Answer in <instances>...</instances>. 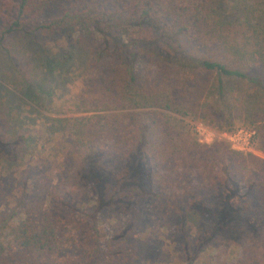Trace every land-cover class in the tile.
<instances>
[{
    "label": "trees",
    "instance_id": "trees-1",
    "mask_svg": "<svg viewBox=\"0 0 264 264\" xmlns=\"http://www.w3.org/2000/svg\"><path fill=\"white\" fill-rule=\"evenodd\" d=\"M58 39L68 50L40 44ZM0 46V264H151L155 229L182 264L215 243L239 250L215 264H264V158L200 144L163 112L228 132L244 117L264 154V0H0ZM79 63L65 104L93 115L43 118L47 136L78 128L58 164L36 161L30 116Z\"/></svg>",
    "mask_w": 264,
    "mask_h": 264
},
{
    "label": "rangeland",
    "instance_id": "rangeland-1",
    "mask_svg": "<svg viewBox=\"0 0 264 264\" xmlns=\"http://www.w3.org/2000/svg\"><path fill=\"white\" fill-rule=\"evenodd\" d=\"M70 4V2H68ZM57 8V5H55ZM27 38L24 36H16L12 39H9L6 42L7 47L13 49V54L20 56L24 52L23 48L28 43H26ZM42 46H48L50 49L61 48L63 50H68L67 45L63 40L58 39L54 41H45L42 40L40 43ZM55 51V50H54ZM83 63V62H82ZM81 63V64H82ZM85 64V63H83ZM11 62L7 56V52L4 46H0V85L6 86L3 78H6L7 74L10 72ZM72 68V70L60 78L62 84V93H58L54 100L56 102H51L48 100L46 104V110H40V113H33L30 116V119L34 118V123H27V128L30 134L36 139L37 147L36 151L33 152L31 157L35 160H40L44 162L43 159L49 160L51 164H58L61 160L62 151H65L69 147V142L72 140L74 133L71 129L77 130L78 126L74 127V123H64L62 122V127L64 133L58 136H47L42 124L43 118L47 121L52 122L56 121L55 124L58 125V120H63L65 118H84L93 115L92 113H77L76 106L74 104H65L66 101H75L76 96H79L82 88V81L84 76V70H81L80 63ZM7 72V73H5ZM11 73V72H10ZM9 76V75H8ZM165 117L169 120L170 124L181 130L188 131L190 128V122L195 121L191 116H183L181 114L174 113L173 111H163ZM29 117V116H28ZM202 122V121H201ZM247 123V120L244 117H238L234 120V126L239 130ZM206 124V123H205ZM65 126V128H64ZM209 126V125H208ZM210 127V126H209ZM241 127V128H239ZM212 128V127H211ZM214 129V128H213ZM69 130V131H68ZM217 130V129H215ZM220 131V130H218ZM223 132V131H222ZM199 142V141H198ZM223 142V141H216ZM213 142V143H216ZM200 143V142H199ZM211 143V144H213ZM226 143V142H225ZM201 144V143H200ZM257 156L264 158V154L256 150ZM254 154V153H253ZM30 156L28 158H31ZM58 158V159H57ZM112 218L108 217L106 223L103 224L105 228L109 224H112ZM153 233H147L142 236L143 246L142 250L144 255H142L143 260H149L151 264H182V259L180 256L179 248L173 243L169 238L167 232L163 229H155ZM239 250L235 245L221 246L218 243L208 247L205 254H203L195 264H215L216 262L222 260H228V262L235 261L238 258Z\"/></svg>",
    "mask_w": 264,
    "mask_h": 264
},
{
    "label": "built area",
    "instance_id": "built-area-1",
    "mask_svg": "<svg viewBox=\"0 0 264 264\" xmlns=\"http://www.w3.org/2000/svg\"><path fill=\"white\" fill-rule=\"evenodd\" d=\"M190 127L201 144L223 141L237 152L257 154L252 145V138L255 135L253 130L241 128L233 132H222L209 127L201 121H191Z\"/></svg>",
    "mask_w": 264,
    "mask_h": 264
}]
</instances>
